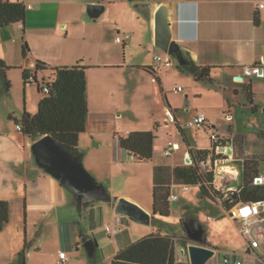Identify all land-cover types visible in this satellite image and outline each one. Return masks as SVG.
I'll return each mask as SVG.
<instances>
[{"label": "crops", "instance_id": "0c3cea01", "mask_svg": "<svg viewBox=\"0 0 264 264\" xmlns=\"http://www.w3.org/2000/svg\"><path fill=\"white\" fill-rule=\"evenodd\" d=\"M5 1L7 0H0ZM22 2L27 6L32 5L33 9L27 10L25 24L17 23L0 28V59L13 73L22 71L23 79L24 72L30 77L39 62L44 63L48 69L46 74L56 68L77 65L87 67L89 117L87 130L79 138V151L87 170L105 184L114 198H126L153 214V205L148 208L136 195L116 191V180L120 177L117 174L122 165L153 163V167L149 169L153 179V196L156 167L166 166L174 170L184 166L188 157L193 159L198 150H208L211 151L208 158L217 157L211 160L215 175L224 178L216 185L223 196L213 201L227 215L231 207L244 202L239 197L243 187L244 160L254 161L251 175L258 177L264 174L260 170L258 159H254L256 155L245 153L246 137L235 131L232 124L221 131L219 122L221 111L231 113L234 108L244 106L250 107L255 113L253 106H257V113L263 106L257 100L258 88L264 86V78L247 76L245 69L264 64V15L259 10V4L264 0L135 2L147 4L143 8H136L135 3L127 0ZM91 4L105 6L104 12L97 18L91 16L88 11ZM162 5L170 9L173 39L184 57L198 67L208 68L209 80L198 81L193 75L183 71L174 56L171 59L173 64L178 65V70L161 68L158 73H153L155 57H168L155 46V15ZM257 16L259 25L255 23ZM119 36L124 39V43L118 42ZM25 42L28 44L26 56ZM240 77H243L244 83L236 82H242ZM169 78L178 87L186 86L180 93L186 92L187 106H192L191 99L197 101L205 97V103H195L194 106H214L212 109L200 107L195 111L194 117L203 114L212 129L224 138L225 143L220 148L216 149L213 142L211 146L192 144L183 129L184 136L180 133L184 144L174 142L179 145V150L172 155L176 157L166 162L157 156L160 149L156 148V142L167 130L165 127H169L171 113L174 114L177 129L182 127L177 115L179 111L173 107L178 105L169 98L166 85ZM28 84L32 89V85L36 83L30 81ZM246 86L251 89L252 100L246 93ZM37 90L38 96H31V92L27 94L24 113H37L39 103L44 98L39 87ZM140 107L145 110L144 114L139 113ZM17 112L21 114L19 108ZM24 113L21 118H15V126L0 122V200L9 203L11 214L9 223L0 232V264H18L19 255L27 243L31 247L27 250L26 264H59L62 252L67 254L66 264H78L84 256V244L91 239L92 231L89 228L93 230L84 223L86 214L93 215L94 218L98 214L101 219L106 216L114 224V228L106 227L109 240L105 241L97 236L93 239L97 245L95 256L100 247L109 249L110 257L106 264H111L121 250L149 236L143 237L142 228L132 223L135 220H130L127 216H116L114 204H93L79 212L69 191L61 182L38 166L31 150L34 141L17 130L16 126L21 124ZM117 113H120L121 119H125L124 114H132L134 120L118 124L114 122V119H118L115 115ZM148 131L157 136L154 157L148 162L140 163L120 146L119 139L132 132ZM241 138L245 158H236L241 154L238 146ZM168 145L162 150L163 156ZM194 187L200 190L199 186H191L186 191L181 185L172 184L170 191L175 194V189L180 188L184 192H190ZM172 202L175 201H171L170 205ZM188 206L191 207L190 204L185 207ZM78 215L81 216L80 221ZM191 219L205 222L204 219L190 215L186 219H180L181 227L186 220ZM230 219L240 226L241 233L243 229L250 228L253 235L245 236L248 246L233 247L218 264H222L226 256L240 260L243 264H254L259 256L256 251L264 249V213L244 221ZM207 220L213 219L208 217ZM150 225L153 226V222ZM153 227L155 231L150 235L157 231ZM162 232L166 235L165 231ZM50 233H53L52 238L49 237ZM205 238V245L216 249L217 256L220 253L219 247L209 240L207 231ZM255 239L260 241L258 248L251 246ZM50 240L53 241L52 246Z\"/></svg>", "mask_w": 264, "mask_h": 264}, {"label": "trees", "instance_id": "16d2710c", "mask_svg": "<svg viewBox=\"0 0 264 264\" xmlns=\"http://www.w3.org/2000/svg\"><path fill=\"white\" fill-rule=\"evenodd\" d=\"M130 3L145 2L147 0H127ZM27 18V8L24 2L18 0H7L0 2V28L8 27L12 24H25ZM255 23L260 24L258 16ZM28 44H24V55ZM187 62L180 68L193 75L198 81L209 80V69L201 68L194 62L186 59ZM36 71H47L45 64L39 62ZM11 68L0 59V81L4 83L7 90L10 82L7 77V70ZM151 70V68H148ZM153 71V69H152ZM55 79L50 84L51 91L44 95L40 101L38 111L31 115L25 112L21 120L23 134L31 140L38 141L46 135H51L60 145L71 152L75 157L82 160L83 156L79 151V138L87 130L89 117L88 102V79L87 67L77 65L74 67H62L52 70ZM30 77L24 72L25 83H30ZM158 81V79H157ZM246 93L252 100L251 89L246 86ZM42 92V88L39 87ZM257 106H253L256 113ZM184 136L182 127H178ZM157 136L154 132H132L127 137H120V146L127 150L135 159L142 163L148 162L154 157V142ZM236 139V138H235ZM238 139V136H237ZM227 142V141H226ZM225 143V140H222ZM215 148L217 144H214ZM211 151L198 150L193 156V164L179 166L172 170L170 167L158 166L154 170L153 188V224L157 231L129 247L121 250L112 260L111 264H181L178 263L176 240L184 246L187 245L186 235L180 239L176 234H163L160 224H164V219L170 216L171 195L170 187L172 184L199 186L203 197L215 200L222 195L215 189L214 172L203 171L201 162L208 159ZM217 158V157H216ZM212 156V159H216ZM254 161L244 160L243 167V187L239 192V197L244 202L264 201V186L254 184L255 177L250 174L253 170ZM74 203L76 199L70 193ZM10 205L7 201L0 200V232L4 231L10 221ZM183 230L185 228L182 225ZM182 236V237H183ZM31 244H26L25 249L19 255L18 264H26L27 250Z\"/></svg>", "mask_w": 264, "mask_h": 264}, {"label": "rangeland", "instance_id": "374dc122", "mask_svg": "<svg viewBox=\"0 0 264 264\" xmlns=\"http://www.w3.org/2000/svg\"><path fill=\"white\" fill-rule=\"evenodd\" d=\"M162 53L165 55L164 52ZM152 61L154 62L153 59ZM169 68L178 70V65L173 64ZM163 70H165V68ZM7 74H9V76L7 75L10 82L9 90H7L4 86V83L0 81V122L3 124L8 123L10 126H15V118H21L22 113H24V109H26L25 105L27 104V94L31 92V96H38V85L33 84L31 89L29 84L25 83L22 71L13 73L12 71L7 70ZM262 82H264V79ZM166 85L167 90L169 91V98L176 105H178L173 107L179 111L177 114L178 118L180 119V123L192 144L198 143L201 146H211L212 138L211 135L207 133L205 128L203 126L198 127L196 125H190V122L194 120L195 111L197 109H200V107H208L212 109L214 106H194L195 103H205L207 101V97L197 101L191 99L192 106H187L188 100L185 97L186 92L176 93L175 89L178 88V86L175 84L172 78L168 79ZM184 87L186 86H182V88ZM258 89L257 101L263 105L261 106L260 110L257 113H253L250 107L243 106L234 108L231 113L228 111H221L219 129L223 131L224 127L232 124L235 131L243 134L246 137L245 153L256 155L254 156V159H258L260 170L262 174H264V86H259ZM18 108L20 109L21 114L17 112ZM187 110H189V113H187ZM144 111L145 110H142L141 107L139 108L140 114H144ZM119 114L120 113L115 114L118 119H114V122L118 124H127L128 122L134 120L132 114H124L125 119H121ZM140 114L137 116H140ZM229 117L233 120V122L228 120ZM165 123L166 122L164 121V124ZM168 124L169 127H165L167 130L164 132V134L162 133V135L159 136V139L156 142V148L160 149L159 153H157V156H160V158H163V160L166 162L172 161L176 155L170 158L163 156V148L169 143L174 142H179L181 145L184 144L183 136L177 129L175 122L170 120L168 121ZM242 145L243 139L241 138V143H238L239 152H241V154L240 156L237 155L236 158H245V156H243ZM150 167H153V163H148L145 165H122L117 174L120 175V177L116 180V191H122L125 194L129 193L136 195L142 201L143 205H146L148 208L152 207L153 179L152 176H150ZM175 194H177L180 199L171 203V215L168 219L164 220L165 223L160 224L159 227L166 233H170L172 235L176 234L178 237H182V235H186V233L180 225L181 218L184 217V219H186L188 216L193 215L197 219H204L205 222H202V224L206 228L208 238L212 243L218 245V250L220 251V253L215 258L210 260L208 264H218V261L224 256V254L228 253L233 247L238 245L239 247L241 245L248 246L245 236L240 232V226L236 225L230 219V217L220 205L209 198L203 197L198 187L192 188L190 192H184L182 189L177 188L175 189ZM188 196L191 198H188ZM222 196L223 195L217 196L215 200L218 198L220 199ZM187 203L190 204V208L189 206L185 207L189 205ZM108 204L109 203L98 202L92 205L108 206ZM88 207L89 206L84 207L83 209H87ZM78 210L79 212L81 211V209ZM116 216L119 215L116 214ZM208 217H211L213 220L208 221ZM84 218H86L84 223L88 225V227L90 225V227L93 228V230L89 228V231H92L90 236L91 239H94V236H97L99 239H105V241L110 239V236H108V232L106 231V227L110 226L114 228V224H112L108 217L102 216L101 219V216L98 214L95 218L93 215L87 216L86 214L84 215ZM78 220H81L80 215H78ZM101 220L103 221L101 222ZM97 221L98 223H96ZM132 223L135 226H140V228H142L141 232L142 235H144L143 237L150 235L155 231L153 227L154 225H146L138 221H132ZM50 234L51 235L49 237L52 238L53 233ZM182 238L184 239V236ZM51 242L53 241L50 240L49 243ZM263 245L264 242H262V246ZM181 248L182 243L179 242L177 246L178 258L185 261V264H188V256L181 253ZM82 250L84 251V256L83 259L78 262V264H106V261L110 257L109 249L104 248L103 246L100 247L97 255L94 258L89 256L86 248H83ZM256 253L259 254V256L254 261V264H264V249L260 248L256 251ZM242 259L244 260V257H242Z\"/></svg>", "mask_w": 264, "mask_h": 264}, {"label": "water", "instance_id": "95a60500", "mask_svg": "<svg viewBox=\"0 0 264 264\" xmlns=\"http://www.w3.org/2000/svg\"><path fill=\"white\" fill-rule=\"evenodd\" d=\"M136 8L147 6L144 3H135ZM105 10V6L91 4L88 11L91 16L97 18ZM156 39L155 46L162 52L174 56L181 66L187 62L179 45L173 39L171 29L170 9L162 5L155 15ZM262 72V71H261ZM38 166L54 178L74 195L78 209L90 206L98 202L114 204L116 214L127 216L132 220L150 225L153 222V214L144 210L141 206L126 198H114L85 167L83 160L75 157L66 148L60 145L51 135H46L35 141L31 146ZM190 162V158L186 159ZM186 231L188 245L182 250V254L188 256L190 264H208L217 253V250L205 245L206 229L196 219L183 223ZM84 247L91 258L95 257L97 245L93 239L88 240Z\"/></svg>", "mask_w": 264, "mask_h": 264}, {"label": "built area", "instance_id": "2783aa9c", "mask_svg": "<svg viewBox=\"0 0 264 264\" xmlns=\"http://www.w3.org/2000/svg\"><path fill=\"white\" fill-rule=\"evenodd\" d=\"M18 1H22V0H18ZM27 10L33 9L32 5H26ZM259 10L261 11V14L264 15V2L259 4ZM118 42L119 43H124V39L122 37H118ZM168 57H164V56H156L155 57V62H156V66L153 68V73L156 74L159 72V70L161 68H169L172 66L173 61L171 59V55H167ZM36 68L34 69V72L31 74L30 76V81L35 82L38 87L42 88V94L47 95L50 93L51 91V87L50 84H52L54 82V75L52 74V72H50L49 74H46L47 71H36ZM262 71V72H261ZM245 74L247 76H256L257 78H264V64H262L261 66H252V67H247L245 69ZM240 79L242 80V82L240 80H237L236 82L238 83H244L243 81V77H240ZM175 92H183V88L182 87H178L175 89ZM174 114L171 113L170 117H169V121H173L174 122ZM229 121H231L232 119L229 117L228 118ZM190 125H196V126H203L206 127L211 135L212 138V142L213 144H217L216 145V149L220 148V146H222V140L224 139L223 137H221L216 131L215 129H212V127L208 124L207 122V118L203 115V114H198L196 115V117L194 118V120L192 121V123ZM17 130L19 131H23L22 125L18 124L17 126ZM179 150V145L175 144V143H170L167 148L164 151V154L166 157H170L174 154L175 151ZM190 158V162L186 163L187 165H191L193 164V159L191 157ZM212 157L208 158L206 161L201 162V167L203 171H213L214 169L212 167ZM219 180H224L223 177H219L216 176L214 173V182L213 185L215 187L216 190H218L217 188V182ZM254 184L256 186H264V175H259L258 177L255 178L254 180ZM181 187L184 190H189L191 188V185H181ZM178 195L171 193L170 197H169V202L171 201H176L178 199ZM264 213V202H260V203H255V202H242L240 205H236L233 206L229 209L228 211V215L234 220V221H244L247 219H250L252 217L255 216H260ZM242 234L244 236H249V235H253V230H251L250 228H245L242 230ZM179 240H176V245L178 244ZM188 245V243H187ZM185 245L183 249H185L186 251V246ZM260 245V241L259 239H255L251 246L253 248H258ZM182 253V252H181ZM186 255V254H183ZM60 259H59V264H66L67 262V254L65 252H62L60 254ZM178 263L181 264H185V261L181 260L178 258ZM188 264H190L189 260H188ZM222 264H243L242 261L237 260L232 258L231 256H226L223 259Z\"/></svg>", "mask_w": 264, "mask_h": 264}]
</instances>
